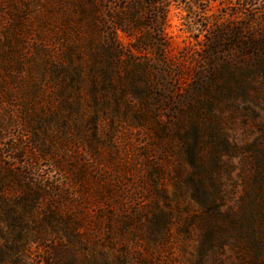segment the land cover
<instances>
[{
  "label": "rangeland",
  "instance_id": "rangeland-1",
  "mask_svg": "<svg viewBox=\"0 0 264 264\" xmlns=\"http://www.w3.org/2000/svg\"><path fill=\"white\" fill-rule=\"evenodd\" d=\"M193 1L170 3L164 53L135 52L146 94L118 85L77 113L31 95L43 13L64 4L0 0V85L15 93L0 104V264H264V73L241 65L264 3ZM213 178L218 211L195 200Z\"/></svg>",
  "mask_w": 264,
  "mask_h": 264
},
{
  "label": "trees",
  "instance_id": "trees-1",
  "mask_svg": "<svg viewBox=\"0 0 264 264\" xmlns=\"http://www.w3.org/2000/svg\"><path fill=\"white\" fill-rule=\"evenodd\" d=\"M44 1L64 5L63 11H59L58 5H55L49 6L43 13L47 16L41 20V29L37 33L39 41L35 48V56L38 63L35 62L36 65L32 68L36 78L31 95L40 102L42 97L47 96L51 104H57V112L67 109L77 113L80 112L86 97L90 99L89 103L92 102L96 107L100 101L105 100L103 98L107 90H114L118 85H124L132 97L139 98L146 94L150 82L148 63L141 57L136 58L135 52L164 53L168 48L164 32L169 5L188 3V0ZM189 1L195 3L193 0ZM242 1L264 3V0ZM60 12L65 18L62 22L55 18ZM149 13L152 19L146 24L145 19ZM22 20L24 23L25 20ZM21 22L18 21V25ZM23 27L25 29L26 26ZM119 30L134 36L136 40L129 46H124L118 39ZM53 36H58V43H52ZM68 37H75L77 41L71 43ZM244 45L255 52L249 55V60L246 57L247 53H243L241 65L248 67V64H251L255 69L252 75L258 77L264 73V37L251 35ZM13 55L9 52L6 58L10 61L14 58ZM6 87L4 80L0 85V104L7 103L9 108L15 107V93L7 91ZM14 117L24 121L23 127L34 137L32 140L35 149L44 148L38 137L41 127L34 124L35 121L29 113ZM8 124L0 119L1 127L4 125L7 127ZM219 152L216 154L219 155ZM196 158L197 149L190 154V161L194 163ZM200 185L202 186V183ZM210 185L213 192L207 193L205 198L196 196L195 200L201 201L204 205L209 204L211 209L218 211L219 205L216 202L220 183L213 178ZM190 187L193 192L200 193L199 184L197 186L192 183ZM2 191L0 182V193Z\"/></svg>",
  "mask_w": 264,
  "mask_h": 264
}]
</instances>
